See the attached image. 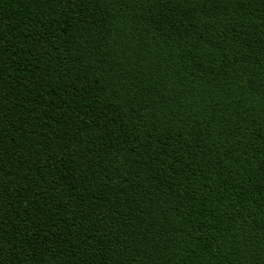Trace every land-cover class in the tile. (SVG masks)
<instances>
[{
	"label": "trees",
	"instance_id": "trees-1",
	"mask_svg": "<svg viewBox=\"0 0 264 264\" xmlns=\"http://www.w3.org/2000/svg\"><path fill=\"white\" fill-rule=\"evenodd\" d=\"M0 264H264V0H0Z\"/></svg>",
	"mask_w": 264,
	"mask_h": 264
}]
</instances>
